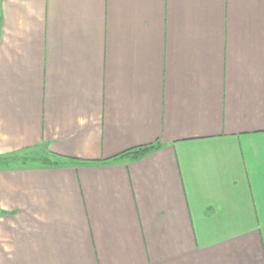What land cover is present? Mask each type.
I'll return each instance as SVG.
<instances>
[{
	"label": "crops",
	"instance_id": "1",
	"mask_svg": "<svg viewBox=\"0 0 264 264\" xmlns=\"http://www.w3.org/2000/svg\"><path fill=\"white\" fill-rule=\"evenodd\" d=\"M33 150L0 264H264V0H0V157Z\"/></svg>",
	"mask_w": 264,
	"mask_h": 264
},
{
	"label": "trees",
	"instance_id": "2",
	"mask_svg": "<svg viewBox=\"0 0 264 264\" xmlns=\"http://www.w3.org/2000/svg\"><path fill=\"white\" fill-rule=\"evenodd\" d=\"M158 147H143L140 149H136L132 153H127L128 155L131 154L133 160H137L142 158L145 154L157 149ZM37 152H40L38 150ZM43 153L42 156L37 155V153H34L32 156H26L22 158L23 160H17L13 161L12 159H16L17 157H7V158H1L0 157V165H6V166H38V167H57L58 161L56 160V157L46 153L41 150ZM84 165V164H81Z\"/></svg>",
	"mask_w": 264,
	"mask_h": 264
},
{
	"label": "rangeland",
	"instance_id": "3",
	"mask_svg": "<svg viewBox=\"0 0 264 264\" xmlns=\"http://www.w3.org/2000/svg\"><path fill=\"white\" fill-rule=\"evenodd\" d=\"M34 153H37V155H39V156H42V154H43L41 151L40 152H37L35 150H33V151H27V152H23L21 154L19 153L18 155L12 156V157H17L16 159H12V160L13 161L23 160L22 158H24L26 156H32ZM12 157H10V158H12ZM261 161L263 162V166L262 167L264 168V160H261ZM262 162H261V164H262Z\"/></svg>",
	"mask_w": 264,
	"mask_h": 264
}]
</instances>
